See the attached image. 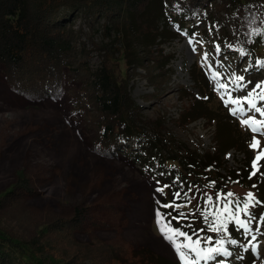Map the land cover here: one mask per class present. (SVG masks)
<instances>
[{
  "label": "trees",
  "instance_id": "trees-1",
  "mask_svg": "<svg viewBox=\"0 0 264 264\" xmlns=\"http://www.w3.org/2000/svg\"><path fill=\"white\" fill-rule=\"evenodd\" d=\"M152 1L0 0V63L5 66L10 86L32 99L58 98L66 91L69 76L72 80L82 81L84 86L78 92L79 105L100 138L96 149L106 156L129 153L142 166L152 170L160 187L171 186L165 189L162 204L171 201L172 193L182 188V196L183 192H188L193 198L182 211L189 212L198 206L202 210L207 196H212L214 201L217 193L233 192L237 197H245L233 189L240 185L256 192L254 197L261 203L251 208L253 216L257 217L253 222L264 224V220L259 219L264 216V169L260 167L257 175L250 176L255 156L252 148H247L246 141L239 135L225 130L221 121L213 117V110L202 94L190 95L192 101L180 119L184 125L202 118L210 125L216 124L213 150L205 151L195 145L179 147L163 122L152 125L140 115L141 107L132 97L127 80L128 70L142 67L153 75L156 68L153 71L151 68H165L170 61L168 55H163V49L157 50L162 45L157 40L160 37L157 29L148 26L145 33L142 31L146 41L136 40L134 35L125 33L126 27L149 18L146 12ZM164 3L169 22L180 33L194 34L195 22L191 16L226 22L231 27V46L243 51L253 62L264 61V34H252L254 28L264 29V0H164ZM79 15L102 18L109 35L113 32L115 35L110 45H115L114 49L102 47L103 61L96 68L87 64L89 57L81 40V30L74 28ZM187 21L192 26L186 28ZM221 46L224 47L222 43ZM155 51L157 54L154 55ZM118 59L125 61L126 71L117 72L114 61ZM195 72V81L206 83L207 72ZM133 138L140 143L139 149L120 143L122 139ZM233 148L247 154L241 167L228 164L227 155ZM20 179L22 181L0 192V264H182L180 259L173 260L146 248L137 249L122 240L108 241L95 235L89 242L80 241L75 232L88 230L89 208L79 206L68 216L47 215L25 206L26 196H33L36 192L27 177ZM189 186L192 187L190 192ZM103 208L112 216L111 224L97 220L95 214ZM6 209L13 211L12 214L19 211L25 216L36 215L41 223L29 234L20 226L24 218L5 217ZM160 210L165 214L172 212L170 208ZM93 211L95 214L90 217L93 226L120 229L117 221L122 213L112 203L102 202ZM172 215L176 213L172 212ZM189 224L191 228L187 227ZM172 225L189 234L205 229L200 236L213 239L202 247H218L215 240L219 235L206 230L207 226L198 213L187 220H172ZM229 231L238 244L244 243L243 232L238 231L233 223L229 224ZM225 247L235 251V245L225 244ZM248 255L242 253L245 259ZM210 262L201 261V264Z\"/></svg>",
  "mask_w": 264,
  "mask_h": 264
},
{
  "label": "rangeland",
  "instance_id": "rangeland-1",
  "mask_svg": "<svg viewBox=\"0 0 264 264\" xmlns=\"http://www.w3.org/2000/svg\"><path fill=\"white\" fill-rule=\"evenodd\" d=\"M146 13L149 14L148 19L126 27L125 33L134 35L136 40L146 41L142 31L145 33L148 26L157 29V35L160 36L157 40L162 42L157 50L163 49V55H168L170 61L165 68H151L152 71L156 68L153 75L142 67L128 70L131 95L141 107L143 120L152 125L163 122L170 132L169 136L177 141L179 147L195 145L205 151L213 150L216 124L210 125L207 119L202 118L184 125L180 119L192 101L190 95H203L213 110V117L221 121L225 130L232 135H239L246 141L247 148L253 136H256L261 148H264V135L253 133L241 123L249 116L260 119L259 114L248 111L247 104H244L245 111L233 115L231 109L237 106L226 104L228 96L222 99L221 91L216 89V81L210 79L212 71H217L222 74L220 82L227 83V77L235 72L252 82L247 89L232 91L233 98L247 95L257 82L264 81V66L257 65L246 54L242 55V51L229 47L232 40L230 25L211 18L200 20L191 16L195 22L192 27L194 34H184L169 22L164 0H153ZM187 22L186 28L192 26L190 21ZM74 28L81 30V40L85 43L84 48L89 57L87 64L94 68L100 66L104 52L102 47L114 49L115 45L110 46L115 37L114 32L109 35L102 18L84 15L76 17ZM190 38L194 39L196 52L192 51ZM216 44L220 45L219 53L215 51ZM204 53H208L207 65H211V68L203 62ZM114 63L118 73L126 71L125 61L118 59ZM195 70L207 72L206 83L195 81ZM82 86V81L72 80L69 76L65 85L67 89L60 97L32 99L10 86L5 66L0 63V192L19 183L22 181L20 177L25 176L36 192L33 196H26L25 206L44 211L47 215L68 216L79 206L89 208L88 230L75 232L80 241L89 242L96 235L108 241L122 240L137 249L146 248L173 260L180 259L156 224L155 210L157 200L162 202V194L156 191L160 186L155 173L142 166L129 153L106 156L96 149L100 138L90 125L89 116L84 115L79 105L78 92ZM120 143L140 148L136 138L122 139ZM259 150L252 148L254 155ZM246 155L244 151L233 148L227 155L228 164L241 167ZM261 161V168L264 169V160ZM233 189L242 195L251 192L256 196L254 190L240 185ZM105 201L112 203L122 213L117 221L120 229L91 224L90 217L95 214L93 210ZM12 212L6 209L5 217H23L20 226L29 234L41 223L37 221L40 218L36 215L25 216L19 211L18 214ZM95 216L97 220L109 224L113 222L105 208L99 209ZM257 226L261 232L257 233L256 251L248 245L250 237L244 236V243L235 245L232 256L219 257L214 254L215 259L210 260V264H219L220 260L227 264H264V224L253 222V228ZM242 253H248V258L242 257Z\"/></svg>",
  "mask_w": 264,
  "mask_h": 264
},
{
  "label": "snow or ice",
  "instance_id": "snow-or-ice-1",
  "mask_svg": "<svg viewBox=\"0 0 264 264\" xmlns=\"http://www.w3.org/2000/svg\"><path fill=\"white\" fill-rule=\"evenodd\" d=\"M209 31L211 32V28ZM252 34H264V29L254 28ZM189 43L192 45V51L196 52L197 49L194 39L190 38ZM229 47H231V45H229ZM215 51L217 53L220 52L219 44L215 45ZM241 54H244L243 51ZM202 59L207 65L208 53H204ZM256 63L257 65L264 66V61L257 60ZM207 66L211 68V65ZM221 75L220 72L212 71L210 79L216 81V89L221 91L222 99L225 95L228 96V100H226L225 103L237 106L231 109L232 114L236 115L238 112L243 113L245 111L244 104H247V110L258 113L261 118L256 119L254 116H249L243 119L241 123L248 126L253 133L264 135V81L257 82L254 87L247 92V95L233 98L232 91L247 89L252 82L246 81L243 75H238L233 72L227 77L228 82L222 83L220 82ZM258 104L260 106H258ZM249 146L253 149H260L251 162L252 172L250 176H254L260 171V161L264 160V148H261V142L256 136H253V140ZM212 183L214 184L215 182ZM157 184H159V181H157ZM170 187V185L165 184L162 187H158L156 191L163 195L165 194V189ZM182 191L183 189L181 188L173 192V198L168 203L162 204L157 200L159 207L156 209L158 230L163 238L172 245L182 264H201V261L214 260V254L224 257L232 256L233 253L225 247V244L236 245L238 244V240L231 237L229 231L230 223H233L238 231H242L246 238L250 237V239H248V245L251 246L253 251L257 250V233L261 232V228L259 226L253 228V221L256 220L257 217L253 216L251 208L261 202L255 199L253 193L249 192L243 198L237 197L233 192L217 193L215 201L212 196L206 197L205 206L202 210L198 206L195 210L184 212L182 209L188 207L192 203L193 198L188 196V192H183L182 196ZM188 191H192L191 186H189ZM178 201L181 202L178 203ZM161 208H170L176 215L173 216L172 212L165 214L161 212ZM197 213L203 218V222L207 226L206 230L219 235V239L215 240V244L218 245V247H202V244L208 243L213 239L211 236H200V233L204 232L205 229L194 230L189 234L182 228L172 225V220H187L190 216ZM167 217H171V219L169 220ZM259 219L264 220V216H261ZM187 227L191 228V225L189 224ZM193 237L196 238L194 239ZM181 238L183 239L181 240ZM219 264H225V261L220 260Z\"/></svg>",
  "mask_w": 264,
  "mask_h": 264
}]
</instances>
